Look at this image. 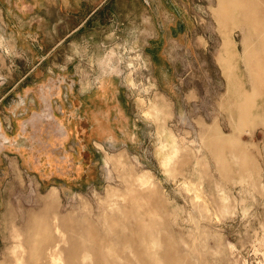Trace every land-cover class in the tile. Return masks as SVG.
<instances>
[{
  "label": "rangeland",
  "instance_id": "374dc122",
  "mask_svg": "<svg viewBox=\"0 0 264 264\" xmlns=\"http://www.w3.org/2000/svg\"><path fill=\"white\" fill-rule=\"evenodd\" d=\"M217 10L0 0V264H80L87 222L118 250L96 243L103 258L136 264V218L178 264H264V109H234L264 94L241 88L242 37ZM31 218L50 234L34 249Z\"/></svg>",
  "mask_w": 264,
  "mask_h": 264
},
{
  "label": "bare ground",
  "instance_id": "6f19581e",
  "mask_svg": "<svg viewBox=\"0 0 264 264\" xmlns=\"http://www.w3.org/2000/svg\"><path fill=\"white\" fill-rule=\"evenodd\" d=\"M218 10L215 14L216 19L224 27H234L238 28L239 34L242 37V64L245 67V70L248 71L249 79L246 84L241 88L245 89L248 87L251 90L252 94L262 93L264 94V15L263 11L264 6L262 3H259L256 0H217ZM252 36L254 37V43L251 42ZM241 55V54H240ZM241 60V59H240ZM247 85V87H245ZM237 96L239 98H248L247 92H238ZM264 109V99L260 100L254 105L249 107H242L240 104H234V109L238 114H241L242 117L247 112L252 110ZM51 206V205H50ZM49 207V206H48ZM44 209L45 213H49V210H53V207ZM59 225L62 230L66 227L67 219L58 217ZM72 223L75 222L69 221ZM27 227V236L26 242L28 240L31 244V247L34 249L36 245L41 243L40 239L43 237L48 238L50 234L48 231L41 228V225L33 218L28 219ZM87 226L82 230L86 231L88 240L86 244H79L72 247L73 249L68 252L70 257L76 255L80 259V264H116L114 262L108 261L103 258V254L98 251L94 245H106L110 248L115 256H118V250H115L111 247L106 240H98L95 238V228L92 223L86 224ZM127 227L130 228L131 235L123 236L122 243L130 248V251L134 255L136 264H178L176 261H173V258H168L165 256H160L156 251L152 250V246L144 249L143 244L152 245L156 243V238L154 235L148 231L146 224L140 218H136L133 224H123L122 231L127 230ZM70 232H76L74 228L70 226L67 228ZM124 233V232H123ZM45 235V236H44ZM58 252L55 253V255ZM46 255H53L51 263L56 256L49 252H46ZM100 255V256H99ZM99 256V257H98ZM67 257V258H70ZM90 257V262L86 260ZM129 260H126V264H129Z\"/></svg>",
  "mask_w": 264,
  "mask_h": 264
},
{
  "label": "crops",
  "instance_id": "0c3cea01",
  "mask_svg": "<svg viewBox=\"0 0 264 264\" xmlns=\"http://www.w3.org/2000/svg\"><path fill=\"white\" fill-rule=\"evenodd\" d=\"M44 58H45V57H42L41 60L44 59ZM29 92H31V91L28 90V91L26 92V94H28Z\"/></svg>",
  "mask_w": 264,
  "mask_h": 264
}]
</instances>
